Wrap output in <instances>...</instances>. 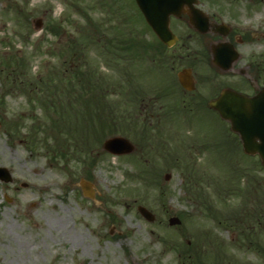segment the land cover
Instances as JSON below:
<instances>
[{
  "label": "rangeland",
  "instance_id": "1",
  "mask_svg": "<svg viewBox=\"0 0 264 264\" xmlns=\"http://www.w3.org/2000/svg\"><path fill=\"white\" fill-rule=\"evenodd\" d=\"M118 34L133 39L134 53L108 51L106 38ZM153 38L134 0H0V165L13 175L11 183L0 180V264H190L182 259L185 242L211 248L206 264H220V256L224 264H264L263 218L261 227L250 222L252 242L234 226L246 197L264 206L259 157L244 154L211 112L181 111L176 94L154 97V117L139 108L157 94L156 73L169 67L167 59L148 56ZM140 41L146 52L136 56ZM73 42L75 52L68 50ZM70 59L97 72L117 122L110 130L93 128L88 115L87 122L75 116L86 151L65 160L53 153L52 140L30 146L27 138L56 134L42 129L53 111L30 83H58ZM116 134L137 145L142 135L151 148L138 145L130 155L103 150L102 141ZM80 178L94 183L93 199L82 194ZM138 204L155 219L146 220ZM173 214L180 224H168Z\"/></svg>",
  "mask_w": 264,
  "mask_h": 264
},
{
  "label": "flooded vegetation",
  "instance_id": "2",
  "mask_svg": "<svg viewBox=\"0 0 264 264\" xmlns=\"http://www.w3.org/2000/svg\"><path fill=\"white\" fill-rule=\"evenodd\" d=\"M169 27L174 37L167 51L151 58L162 56L169 67L155 75L162 92L149 98L153 104H139L145 115L155 116L154 97L176 94L179 105L217 116L208 103L223 88L248 95L264 88V0H193L170 15Z\"/></svg>",
  "mask_w": 264,
  "mask_h": 264
},
{
  "label": "trees",
  "instance_id": "3",
  "mask_svg": "<svg viewBox=\"0 0 264 264\" xmlns=\"http://www.w3.org/2000/svg\"><path fill=\"white\" fill-rule=\"evenodd\" d=\"M85 38L91 40V37L88 35H85ZM105 43L106 48L113 55L122 54L124 51L128 53H134L135 51L133 49V39L129 36H123V34H118L117 37L114 38H106ZM70 46L72 49L68 50H72V52L78 50L74 42L70 44ZM129 56L133 58L132 55L129 54ZM13 58L17 61L16 56ZM115 59L117 60V57H115ZM14 67H17V64H14ZM56 77L58 83H51L47 80L43 81L40 79H36L35 86L30 83L35 98L40 101L43 106L52 108L53 111V116L48 119L49 124L42 126V129L45 130V132L47 129H54L56 134L46 136L47 134L45 133L44 137L40 139L35 137L36 133H34V131L27 144L30 146L39 145L42 140H44V144H49L52 140L53 142L50 147L58 158L74 160V155H83L86 148L84 136L79 133L78 125L74 121L75 116L78 117L80 114L84 116L90 114L91 126L93 128H109L113 126L112 120L114 119V115L107 116L105 114L106 103L104 102V98H106L107 92L102 91L98 86L100 77L97 75L96 71L89 70L88 73L87 71H81L76 68L72 59H70L68 60L67 66L58 76L56 75ZM19 83L21 84V82ZM77 85H79V87L76 88L78 91H75L74 88ZM90 93L92 94L91 98L89 97ZM33 120L32 118V121ZM38 124H41V122L38 121ZM31 125V129L36 126L35 124L33 127ZM38 128L40 127L33 129L36 130ZM57 135L60 136L58 137ZM92 158L93 156L90 155L86 157L88 163L94 161ZM245 204H248L249 207ZM245 204L239 209L236 215L237 217L234 219V226L243 240L247 239L251 242L255 237V228L254 224H247V222H249V220L254 223L258 222V220L261 221L263 218L261 214L262 211H264L262 208L264 206H262V203L251 202L249 198H247ZM194 251L196 253V258L199 260L201 254L198 248L195 247Z\"/></svg>",
  "mask_w": 264,
  "mask_h": 264
},
{
  "label": "water",
  "instance_id": "4",
  "mask_svg": "<svg viewBox=\"0 0 264 264\" xmlns=\"http://www.w3.org/2000/svg\"><path fill=\"white\" fill-rule=\"evenodd\" d=\"M135 1L153 31L164 43L169 44V14L178 13L175 7H185L192 0ZM35 27L39 28L40 25ZM210 105L218 110L222 118L230 122V129L239 134L243 151L247 154H258L264 166V90L249 97L224 89L220 98L213 100ZM103 147L114 153L130 152L134 149L127 139L120 136L106 139ZM2 170L6 171V168L0 167V176H2ZM168 176L167 174L166 177ZM79 184L84 195L94 196V189L90 182L81 179ZM138 210L146 219L153 220L154 215L144 206L139 205ZM179 222L176 216L169 218L170 224Z\"/></svg>",
  "mask_w": 264,
  "mask_h": 264
}]
</instances>
